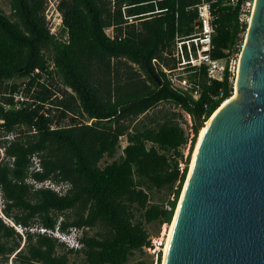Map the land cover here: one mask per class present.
Here are the masks:
<instances>
[{"label": "trees", "instance_id": "16d2710c", "mask_svg": "<svg viewBox=\"0 0 264 264\" xmlns=\"http://www.w3.org/2000/svg\"><path fill=\"white\" fill-rule=\"evenodd\" d=\"M141 1L62 0L58 35L43 15L45 0H9L11 13L0 10V197L4 215L23 228L0 216V264L12 254L15 264H127L153 246L146 224L172 222L201 126L233 95L234 82L228 70L223 80H209L203 67L189 75L198 98L176 87L163 66L177 67L176 37L193 34L200 0L123 10ZM241 3L213 5L215 59L244 44ZM163 101L194 120L186 159L190 133L174 118L152 116L132 129ZM106 157L114 159L103 165ZM175 183L171 209L153 202V194ZM57 227L80 229L83 246L70 248L40 230Z\"/></svg>", "mask_w": 264, "mask_h": 264}, {"label": "water", "instance_id": "95a60500", "mask_svg": "<svg viewBox=\"0 0 264 264\" xmlns=\"http://www.w3.org/2000/svg\"><path fill=\"white\" fill-rule=\"evenodd\" d=\"M234 88L197 148L164 264H264V0H255Z\"/></svg>", "mask_w": 264, "mask_h": 264}, {"label": "built area", "instance_id": "2783aa9c", "mask_svg": "<svg viewBox=\"0 0 264 264\" xmlns=\"http://www.w3.org/2000/svg\"><path fill=\"white\" fill-rule=\"evenodd\" d=\"M62 0H45V8L43 15L47 21L48 27L53 34H59L63 26V15L60 8ZM166 0H142L141 2H128L123 6L125 11L129 7H134L141 4H155ZM240 0H230V3L235 5ZM217 0H200L193 7L196 8L197 14L193 17L192 25L194 27L193 34L186 37L177 35L176 45L174 47L172 56L177 60V67L169 68L163 66V70L168 74L173 84L183 90L189 91L198 98L200 95V88L195 85L190 78V74L200 71L203 67L206 68L207 77L209 80H223L226 70L231 73L230 79L234 82L238 72L239 58L241 54L240 49H235L228 58L215 59L211 56V48L213 36L215 33L214 20L216 18L215 9L213 7ZM241 12L239 20L241 23L249 22L250 15L255 3V0H241ZM164 9H158L163 11ZM135 16H126L132 20ZM243 36V33L240 34ZM246 35V34H244ZM245 39V38H244ZM240 45H237L239 47ZM243 46V45H242ZM16 100H23V94H15ZM8 137H13L9 135ZM37 187L49 186L60 193H64L66 189L62 190L61 186L52 183L51 181L36 182L33 181ZM66 187L69 184L64 185ZM172 198L171 200H173ZM164 208L171 209L169 200L164 203ZM0 216H2L8 224L15 225L14 222L7 218L2 209H0ZM19 229L21 226L15 225ZM22 228V227H21ZM23 229V228H22ZM42 231H47L50 234L59 238L60 241L65 242L68 247L79 249L83 246L81 241L82 231L76 227H71L69 232H64L57 227L56 229L40 228ZM22 232V230H21Z\"/></svg>", "mask_w": 264, "mask_h": 264}, {"label": "rangeland", "instance_id": "374dc122", "mask_svg": "<svg viewBox=\"0 0 264 264\" xmlns=\"http://www.w3.org/2000/svg\"><path fill=\"white\" fill-rule=\"evenodd\" d=\"M0 10L4 11L7 14L11 13V7H10L9 0H0ZM107 32L111 35L113 34V31L111 29H108ZM133 65L136 66L137 68L139 67L135 63H133ZM232 96H235V88H234V93ZM148 114H149L148 117H147V115H144V114L140 115L133 122L132 129L135 127H141V126H143V124L149 123L150 118L152 116H155L159 120H164L168 117L174 118L176 121H178L187 130V132L190 133L189 143L185 146V148L184 147L182 148L183 152H184V157L186 159L189 152H190L191 138L194 136L193 129H192L194 120H193L192 116L188 112H186L184 109H182L181 107L175 105L172 102H166V101L159 103L153 109L149 110ZM150 124H152V123H150ZM198 138H197V141H198ZM126 144H127V137L124 136L121 138V147L119 149V152H118V155L116 156V158L119 157V155L122 152L123 147ZM196 145H197V142L195 144V148H196ZM195 148H194L192 156H191V161L189 164V171H190V166H191V162H192V158H193ZM113 159L114 158L106 157L102 161V164L105 165L106 163L111 162ZM180 165L182 167H184L185 166L184 161H181ZM176 187H177V183H175L173 185L166 186L160 192L153 194V197H152L153 202L165 203L168 200L174 198V195H175L174 191H175ZM180 198H181V195H180ZM180 198H179V200H180ZM178 203H179V201H178ZM178 203H177V206H178ZM2 206H3L2 205V199L0 197V209ZM175 212H176V210H175ZM169 225L170 224L166 223V222L165 223L153 222V223L146 224V227H147L148 231L150 232V239L152 241L153 246L152 247H144L143 251L137 250L135 252V254L133 256H131V258L127 264H162L163 259H164L163 248L165 246V242L167 239V233H168ZM19 229H20L19 230L20 232H21V230L23 231V229L21 227H19ZM96 230L97 229H92V230H90V233L95 234ZM159 239H160V241L157 243L156 240H159ZM160 255H161V260L159 262V256ZM13 257H14V254H12L9 257V260L5 264H15Z\"/></svg>", "mask_w": 264, "mask_h": 264}, {"label": "bare ground", "instance_id": "6f19581e", "mask_svg": "<svg viewBox=\"0 0 264 264\" xmlns=\"http://www.w3.org/2000/svg\"><path fill=\"white\" fill-rule=\"evenodd\" d=\"M235 95H236V93H235ZM233 97H234V96L229 97L226 101H224L223 104H225L226 102H228V101H229L231 98H233ZM223 104H222V105H223ZM222 105H221V106H222ZM221 106H220V107H221ZM220 107H219V108H220ZM219 108L214 112V114H213V115H212L207 121H205V123L203 124V126H201L202 128H201V131H200V134H199V138H198V141H197V145H196V148H195V151H194V154H193V158H192V162H191V166H190L189 174H190V172H191V170H192V167H193V163H194V160H195V154H196L197 148H198V146H199V143H200V141H201V139H202V137H203V135H204V133H205L207 127L209 126L211 119H212L213 116L216 114V112L219 110ZM182 196H183V192H182V194H181V198H180V200H179V203H178V206H177V209H176L175 215H174L175 217H174V219L172 220V222L170 223L169 228H168L167 239H166V242H165V246H164V248H163V251H164V258H165V256H166V253H167V250H168L169 242H170L171 235H172V232H173V227H174V224H175V219H176V216H177V214H178L179 207H180V204H181ZM156 241H157V243H158V242L160 241V239H159V240H156ZM162 264H164V259H163V263H162Z\"/></svg>", "mask_w": 264, "mask_h": 264}, {"label": "clouds", "instance_id": "9594fccd", "mask_svg": "<svg viewBox=\"0 0 264 264\" xmlns=\"http://www.w3.org/2000/svg\"><path fill=\"white\" fill-rule=\"evenodd\" d=\"M3 205V204H2ZM3 207V206H2ZM2 207H1V209H2Z\"/></svg>", "mask_w": 264, "mask_h": 264}]
</instances>
